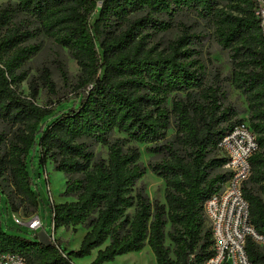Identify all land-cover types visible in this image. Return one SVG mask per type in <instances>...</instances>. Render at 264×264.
I'll use <instances>...</instances> for the list:
<instances>
[{"label":"trees","instance_id":"trees-1","mask_svg":"<svg viewBox=\"0 0 264 264\" xmlns=\"http://www.w3.org/2000/svg\"><path fill=\"white\" fill-rule=\"evenodd\" d=\"M3 1L0 198L8 212L25 218L39 211L30 174L37 155L41 168L51 162L68 177L63 197L75 199L51 206L54 231L82 227L87 233L77 251L67 252L56 242L41 244L38 232H6L0 213L2 253L21 255L27 264H75L99 250L91 264H106L150 247L157 264H205L213 243L203 206L229 179L219 143L243 123L259 145L244 195L251 223L264 237V26L258 14L264 0ZM175 28L180 36L167 48L152 45ZM42 38L67 50L81 70L75 102L65 112L37 103L38 84H30L28 96L20 91ZM205 39L226 55L228 75L215 67L207 79L200 62ZM39 80L58 96L50 69ZM232 91L246 107L231 100ZM141 145L153 156L147 167ZM148 170L164 181L165 203L150 200L142 184ZM246 250L251 263L264 264V245L249 240Z\"/></svg>","mask_w":264,"mask_h":264},{"label":"rangeland","instance_id":"rangeland-1","mask_svg":"<svg viewBox=\"0 0 264 264\" xmlns=\"http://www.w3.org/2000/svg\"><path fill=\"white\" fill-rule=\"evenodd\" d=\"M4 3L5 1L0 0V8ZM179 36L180 30L175 28L170 32L156 37L153 40L152 45H158L161 49H165ZM40 43L42 45L41 52L24 68V71L28 74V79L23 83L20 91L28 96L30 94V84H38L41 88L37 103L40 106H49L55 108L57 111L65 112L71 108L75 102L73 90L80 77L81 70L77 63L70 57L67 50L59 48L53 41L47 38H42ZM200 51L202 52L200 62L207 68L208 80L212 78L215 67L221 70L224 75L230 73V66L226 55L220 51L219 47L211 39L203 40ZM43 68L50 69L52 73V79L55 82L58 91V96L56 98L51 97L48 91L40 84L39 77ZM61 69L66 72V76L62 75L60 71ZM67 99L70 100L69 105L64 104ZM231 100L245 106L244 99L238 92L232 91ZM51 102L53 103L52 105H50ZM243 117L245 118V116ZM173 134L174 131H171L169 136L171 137ZM139 148L141 151V161L144 166L147 167L153 156L147 153L146 146L141 145ZM99 152L102 153L104 158L107 157L106 149L100 148ZM30 174L42 200L39 212L45 225V232L49 236H53L55 242L60 245L63 250H66L67 252L77 251L87 233V230L79 227L77 230L62 229L55 232L53 229L50 207L52 204H60L75 200L63 197L68 177H66L64 173L55 171L51 162H49L45 168H41L37 155L33 156V160L30 163ZM142 184L145 186L146 192L152 202L158 200L161 203H165V183L163 180L159 179L148 170L146 177L142 180ZM0 213H2L3 229L6 232L25 237H32L34 232L30 231L25 226H18L13 222L12 214L11 212H8L5 198L3 197L0 198ZM129 214L130 217L133 218L135 215V209L130 210ZM19 215L24 217V213L21 211ZM108 244L109 243H107L106 246ZM167 245H171L170 241L167 242ZM98 251L99 250L94 251L91 257L75 259L74 263L91 264L97 256ZM106 264H155V257L150 247H146L141 253L124 255L118 257L114 262Z\"/></svg>","mask_w":264,"mask_h":264},{"label":"built area","instance_id":"built-area-1","mask_svg":"<svg viewBox=\"0 0 264 264\" xmlns=\"http://www.w3.org/2000/svg\"><path fill=\"white\" fill-rule=\"evenodd\" d=\"M258 14L264 26V7ZM258 150L257 136L248 123L236 126L219 143L220 155L227 160L224 169L229 173V179L222 191L203 206V215L209 223L213 243V256L205 264H253L246 250L248 241L264 245V237L256 233L251 223L250 205L244 195L245 186L252 177L251 160ZM11 214L16 225L25 226L32 232L45 231L39 211L29 218ZM50 237L55 243L54 237ZM0 264L27 263L21 255L0 251Z\"/></svg>","mask_w":264,"mask_h":264},{"label":"water","instance_id":"water-1","mask_svg":"<svg viewBox=\"0 0 264 264\" xmlns=\"http://www.w3.org/2000/svg\"><path fill=\"white\" fill-rule=\"evenodd\" d=\"M102 3H99V6H101ZM38 241L43 244V245H52L53 241L51 239V237L45 232V231H41L38 233Z\"/></svg>","mask_w":264,"mask_h":264},{"label":"crops","instance_id":"crops-1","mask_svg":"<svg viewBox=\"0 0 264 264\" xmlns=\"http://www.w3.org/2000/svg\"><path fill=\"white\" fill-rule=\"evenodd\" d=\"M95 258H96V257H95ZM95 258H94V260H95ZM94 260H93V261H94ZM93 261H92V262H93ZM155 264H157V263H156V259H155Z\"/></svg>","mask_w":264,"mask_h":264},{"label":"bare ground","instance_id":"bare-ground-1","mask_svg":"<svg viewBox=\"0 0 264 264\" xmlns=\"http://www.w3.org/2000/svg\"><path fill=\"white\" fill-rule=\"evenodd\" d=\"M145 250V249H144Z\"/></svg>","mask_w":264,"mask_h":264}]
</instances>
